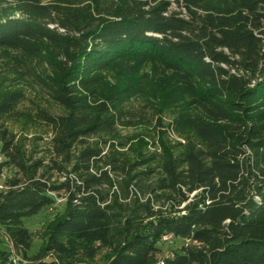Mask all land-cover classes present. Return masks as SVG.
<instances>
[{
    "label": "trees",
    "instance_id": "1",
    "mask_svg": "<svg viewBox=\"0 0 264 264\" xmlns=\"http://www.w3.org/2000/svg\"><path fill=\"white\" fill-rule=\"evenodd\" d=\"M0 50L18 55L51 107L46 160L1 120L0 264H264V0H0ZM41 62L46 72L34 68ZM154 63L189 95L183 143L113 140L125 96L99 76ZM55 109H52L54 108ZM65 199L29 255L31 217ZM164 236L180 251L159 263Z\"/></svg>",
    "mask_w": 264,
    "mask_h": 264
},
{
    "label": "rangeland",
    "instance_id": "2",
    "mask_svg": "<svg viewBox=\"0 0 264 264\" xmlns=\"http://www.w3.org/2000/svg\"><path fill=\"white\" fill-rule=\"evenodd\" d=\"M76 1V0H71ZM79 1V0H78ZM18 55L0 50V99L6 91L20 92L21 98L11 113L1 118L5 126L21 140L28 152L40 158L49 157L51 129L37 117L40 107H51L45 93L32 81L25 64L19 63ZM34 68L46 72L41 62H35ZM104 87L115 85L125 93L122 104L116 110L119 117L117 132L113 140L135 149L139 144H147L146 149L155 144L173 145L183 143L192 130L188 121L189 95L173 77V74L154 63L135 61L118 62L105 72L99 74ZM52 109H55L52 108ZM3 160L0 155V163ZM15 173L14 168L1 169L0 185L4 188L5 180ZM54 197V203L38 214L24 218V226L34 234L29 255L38 252L43 244L42 237L47 233L51 223L64 211L65 199ZM184 241L171 238L158 243L159 263L174 251H180ZM0 248L10 250L4 234L0 233ZM107 251L99 250L84 264H104Z\"/></svg>",
    "mask_w": 264,
    "mask_h": 264
},
{
    "label": "built area",
    "instance_id": "3",
    "mask_svg": "<svg viewBox=\"0 0 264 264\" xmlns=\"http://www.w3.org/2000/svg\"><path fill=\"white\" fill-rule=\"evenodd\" d=\"M0 190H3V187L1 185H0ZM168 239H170V236H164L163 237V240L167 241Z\"/></svg>",
    "mask_w": 264,
    "mask_h": 264
}]
</instances>
